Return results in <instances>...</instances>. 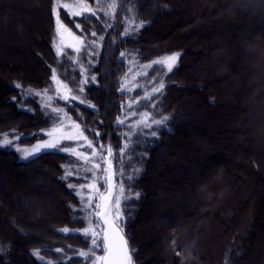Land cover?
Segmentation results:
<instances>
[{
	"label": "trees",
	"instance_id": "1",
	"mask_svg": "<svg viewBox=\"0 0 264 264\" xmlns=\"http://www.w3.org/2000/svg\"><path fill=\"white\" fill-rule=\"evenodd\" d=\"M74 2L88 10L0 0V264L103 255L83 233L102 225L109 151L133 264H264V0H59ZM56 9L82 41L60 55ZM58 122L91 147L25 160Z\"/></svg>",
	"mask_w": 264,
	"mask_h": 264
},
{
	"label": "rangeland",
	"instance_id": "2",
	"mask_svg": "<svg viewBox=\"0 0 264 264\" xmlns=\"http://www.w3.org/2000/svg\"><path fill=\"white\" fill-rule=\"evenodd\" d=\"M77 3L78 2H74V3L70 4L73 6L72 11H82L83 12V11L88 10V8H76L75 5ZM79 4L84 5L81 2ZM57 9L55 10V15H56L55 49H56V51L59 49L60 53H62L67 49H74V48L77 49V48L81 47L82 41L80 40L79 37H77L74 33H72L67 27H65V25L63 24V22L61 20V16H59V14H58ZM35 14H36V12L32 13V15H35ZM58 19L60 21V24L63 25L64 28L68 29L67 32L64 31V28L58 27V24H57ZM38 20H40V22H42L43 18L38 19ZM29 23H30V20H27L28 25H29ZM167 58H170V56ZM167 58H165L163 60H159V61H163V64H165L168 69H171L175 66L177 57H175L174 60L167 59ZM28 61L30 62V64L33 62L30 60H28ZM15 70H16V74H21L20 69L17 66H16ZM131 72L132 73L130 75H128V78H127L125 84L129 85L128 86L129 89L135 90V88H137V86H138V84H137L138 83V78H137L138 72H134L133 65L131 66ZM63 85L64 84H62V83L57 84L55 82L56 91H58L59 96H61V98L68 99V97H70V96H68L69 90L67 88L63 87ZM144 91H146L145 88H144ZM139 100H141V98H139ZM201 116H202V114H201ZM60 123L61 122H58V124H56V126L54 125L52 127L50 132L47 134L48 137L46 140L41 141V142L37 143L36 145L31 146L32 148L31 147H29V149L24 148V150H23L21 147H19L17 145H11L10 148L15 149V150L17 149L19 151H21V149H22L24 154L22 153V151H21V154H22L23 158L25 160H27V159H31V158L37 156L38 154H40L44 151L54 150V149L63 150L65 148L64 146L66 144H67V147L73 148L76 151V153H80L79 151L83 147L89 146L90 142L83 135L82 130L77 123H74V122H67L64 124H60ZM69 137H70V139H69ZM5 139H7L10 142V144L15 143L14 140H10V137L5 138ZM50 144H54V146L46 147V145H50ZM92 158H93V155H92L91 159ZM114 172L115 171H114L113 159H112L111 155H109V157H107V169H106V171L103 170V172H102L103 173L102 174V181H104V184L106 186L104 188L105 189L104 193L100 196L99 200H96V203H95L96 215H97V212L101 213L105 202L109 198L111 185L113 184V182H114V184H116V180L114 178ZM109 177H110V179H109ZM92 185H94V184H92ZM92 185H91V187H92ZM91 189H93V191L96 190V188L95 189L91 188ZM97 191H100V190L97 189L95 192L90 193V196L93 199H96ZM101 192L102 191H100V193ZM101 197H105L106 199L102 200ZM97 205H100V207L97 208ZM114 207L115 206H114V201H113V203L111 205V209L109 211V219H112V217L114 216ZM98 217H99V215H98ZM101 224H102V222H101ZM98 230L102 231V236H103V234H104L103 224L101 226L100 225L96 226L95 231L97 232ZM246 246L248 247V245H246Z\"/></svg>",
	"mask_w": 264,
	"mask_h": 264
},
{
	"label": "snow or ice",
	"instance_id": "3",
	"mask_svg": "<svg viewBox=\"0 0 264 264\" xmlns=\"http://www.w3.org/2000/svg\"><path fill=\"white\" fill-rule=\"evenodd\" d=\"M97 4H99L100 0H95ZM117 5L116 3H112L110 7L115 8ZM58 7L62 8L65 11L66 15H72L73 17L75 16H81L83 15L82 11H72L73 6L69 4H60L58 0ZM76 8H87V5H81L77 3L75 5ZM55 11V10H54ZM90 15L95 16V12H90ZM57 24L59 28H64L63 25L60 24L59 19L57 20ZM77 28H79V24L76 25ZM64 31H68L67 28H64ZM95 35V33H92ZM57 54L60 55L59 49L57 50ZM123 55V53L121 54ZM167 59H172L174 60L175 57H170ZM160 63H163V61H160ZM171 70V69H169ZM52 80L56 82L57 84H60L61 81L58 80L55 70H53V75H52ZM63 87L67 88V85H63ZM161 88H163V84L160 85ZM75 99V97H72ZM166 119V118H165ZM122 123V121H121ZM157 124L160 123V121H156ZM155 135V133H152ZM70 139V137H69ZM10 143L7 139H5L4 144ZM3 146V145H0ZM54 144L46 145V147H52ZM89 147H91V144H89ZM64 151L70 152L72 154H76L75 150L70 148V147H65L63 149ZM109 155H111V152L109 151ZM96 168H99L100 165L96 164ZM67 175H71L72 173H66ZM110 179V177H109ZM69 187H73L71 184ZM81 187H84L83 185ZM92 187H95V185H92ZM121 191L123 189L121 188ZM102 200H105V197H101ZM93 198L90 196L88 200L86 201L87 204L92 205L93 203ZM114 203L118 206L119 205V200H115ZM100 205H97V208H99ZM97 215L100 216V219L103 221V227L105 229L104 234L102 237L97 239L98 233L95 231V229L89 227L88 229L84 230V236L87 238L91 234L92 240V249L95 250L97 248L102 247L103 249V255L100 256H95L93 259L92 264H132V256L131 253L127 247V240L120 234L116 224L115 220L118 217V213L116 216H113L112 219H109V210L108 206H104V211L103 214L101 215L99 212H97ZM63 231L67 232L68 229H64ZM80 255L82 257H88L89 253L87 252H81Z\"/></svg>",
	"mask_w": 264,
	"mask_h": 264
},
{
	"label": "water",
	"instance_id": "4",
	"mask_svg": "<svg viewBox=\"0 0 264 264\" xmlns=\"http://www.w3.org/2000/svg\"><path fill=\"white\" fill-rule=\"evenodd\" d=\"M114 194H115V184H114V182H113V184L111 185L109 198L107 199V201H106L105 204H104V206H105V205L108 206V210H109V211H110V209H111V205H112V203H113ZM104 206H103L102 211H101V213H100L101 215L103 214ZM99 218H100V216H99ZM100 221H101L102 224H103V221H102L101 219H100ZM116 226H117V225H116ZM117 228H118L120 234H121V235L127 240L126 236L123 234V232L121 231V229H120L118 226H117ZM104 231H105V229H104ZM127 247H128V249H129V251H130V247H129L128 240H127Z\"/></svg>",
	"mask_w": 264,
	"mask_h": 264
}]
</instances>
